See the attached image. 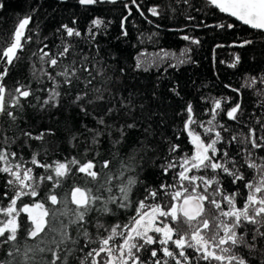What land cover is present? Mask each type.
I'll list each match as a JSON object with an SVG mask.
<instances>
[{
	"label": "trees",
	"instance_id": "16d2710c",
	"mask_svg": "<svg viewBox=\"0 0 264 264\" xmlns=\"http://www.w3.org/2000/svg\"><path fill=\"white\" fill-rule=\"evenodd\" d=\"M0 3L4 4L0 9V50L8 46L19 20L30 16L28 28L32 29V39L19 53L20 59L14 61L11 66L6 62H0V72L5 68L8 70L4 83L9 90L17 87L18 83L31 84L35 96L40 98V102L34 97H29L27 100L21 98V103L24 105L22 112L10 108L9 110L19 117L14 124L7 116H0V138L5 134L8 137H17L14 143L0 144V147L16 152L17 161L21 156L24 160L30 161L32 154L39 152L37 159L50 164L76 157L82 163L85 160H94L97 171L104 161H111L109 168L104 169V172L111 170L114 174L120 169L122 161L134 167L135 171H128L124 176V180L129 176L138 178L131 196V207L125 210L111 205L116 214L101 217L105 225L128 223L135 215L137 201L144 199L146 187L159 189L162 183L177 184L178 177L175 174L182 169L177 166L165 174L162 165L171 160L181 162L185 154L194 155L188 130L185 129V122L189 118V113L186 111L189 104L192 106L191 117L195 121L194 125L198 127V124L207 125V122L213 119L212 99H221V109L216 111L213 125L222 124L228 131L218 126L214 128V131L221 132L225 142L218 143L217 148H227L229 154L235 156L241 163L239 153L244 147L253 151L258 157L264 156V149H252L250 144L242 145L238 142L241 138L240 134L247 135L249 128L256 129L257 136L264 134L261 131V125L264 124V95L256 94L259 89H264V84L244 87L249 78L259 79L264 76V33L250 29L226 16L205 0H187V2L135 0V3L132 0H116L115 3L104 0L103 3L90 6L80 5L78 0H0ZM152 8H156L159 15H152L150 11ZM95 18L104 20L107 27L104 30L93 29L97 33L93 38L87 33L91 21ZM73 20L76 21L75 25L72 24ZM222 23L225 25L231 23L235 27L231 29L215 27ZM63 24L76 27L82 36L67 38L73 48L67 58H60L57 68H51L46 62L42 64L38 56H34L33 53H39L43 48L45 52H50L55 57L63 47L61 42V37L65 36L61 29ZM57 29L61 30L58 32ZM125 32L127 35L124 34ZM28 34L26 30L25 35ZM184 36H188L189 40L183 39ZM192 40H199V44L193 43ZM244 40H252L253 44L239 47L238 45ZM45 44L47 48L44 47ZM217 45L222 46L217 47ZM181 49L186 50L183 63L166 61L146 68L139 65L140 54H156L165 50ZM73 52H75L74 57ZM237 54L240 56V62L235 68L229 67ZM73 58L77 61L76 67L79 69L77 75L80 80L73 78L74 83L71 88L61 86L56 89L61 93L58 106L53 107L51 103L43 106L42 102L51 94L49 90L53 88V83L47 76L40 75V69L43 67L47 72L55 75L61 65L68 64ZM81 63L91 70V76L80 67ZM101 69L105 70L103 75H97ZM56 79L62 80V77ZM87 79H92V83L86 87ZM94 88H99L101 92H93ZM37 89L43 90L36 91ZM85 91L89 92V98L103 95L104 99L86 104L87 112H82L80 106L73 103V100ZM5 99L8 100L7 95ZM84 103L85 101H80V104ZM237 103L240 104L242 112V115L237 114L239 123L229 119L226 114L227 110ZM109 108H112L113 112L106 115ZM101 116L104 117L105 124L111 127L105 129L97 124L96 118ZM257 120L260 123H257ZM129 124H134L135 127L128 128ZM121 126L124 127L126 135L119 144H114V141L120 139V133L116 129ZM88 128H97L104 133L99 137L98 144L91 142L94 133L89 132ZM22 131H29L33 135L44 132L45 136L43 141L30 140L22 135ZM109 132H111L110 136ZM233 134L237 135L238 140L228 145L226 142ZM203 135L206 141L215 138L214 132ZM73 136L76 139H73ZM172 145H178L179 148L170 153L169 149ZM26 166L32 167L37 177L50 174L45 169L30 163ZM240 170L245 173V180L252 178V170L247 169L246 166ZM194 174L209 179L216 176L211 169L199 172L194 170ZM10 178L7 173L0 172V207L6 206L14 195L15 190L7 184ZM218 178L223 192L226 194L239 192L236 203L240 206L247 193V189L244 188L245 181L233 184L232 177L222 175ZM86 182L88 187L93 186L90 178L73 169L68 177L61 178L58 187L54 181L45 180L40 183L39 195L23 196L17 201V207L43 203L45 208L50 209L47 217L48 227L55 224L59 228L60 222L67 224L70 216L58 214L53 221L51 209L76 208V205L70 202L65 205L64 195L74 186H85ZM112 183L118 185L121 181L114 179ZM184 184L191 191L187 181ZM216 188L217 185L212 184L207 187V192L204 188L201 190L211 198ZM175 190L177 189L170 188L165 191ZM114 191H116L115 187ZM165 191L159 193V202L170 208L176 201H173L170 195H166ZM50 193L56 194L61 203L52 205L47 199ZM215 199L225 204L227 210L226 202L222 201L220 195H216ZM156 202L148 201L150 204ZM205 203L209 207L206 213L214 216L217 210L211 204ZM91 219L95 221L96 213L91 214ZM18 222L21 224L18 232L21 246L25 243L36 245L40 237L33 240L26 232V228L31 226L27 213L20 212ZM77 227V225L68 227L72 237L78 240L76 244L67 245L76 249L73 255L68 256V264H80L78 257L82 258L92 247H98L97 244H88L85 247L86 241L78 237ZM88 230L95 235V227L89 226ZM47 232L48 228L45 229V233ZM45 233H41V237L45 240V243L40 244L41 247L49 246L47 241L56 235V233L45 235ZM8 247L9 245L0 247V260L9 259L6 256ZM64 247V245L60 246L61 253ZM81 248L83 252L80 251ZM152 248L157 252L160 251L158 244L146 246L144 250L147 257H151ZM240 251L241 254L246 255L250 264H264V245L259 241L254 251L250 253L247 249ZM158 257L163 255L158 254ZM51 259V253H39L31 264H44ZM198 259L193 257V264H196ZM56 264H61V261H57ZM149 264H153V261L149 260ZM169 264L174 262L169 260ZM199 264H208V262L199 260ZM211 264L216 262L212 261Z\"/></svg>",
	"mask_w": 264,
	"mask_h": 264
},
{
	"label": "snow or ice",
	"instance_id": "6c2138e0",
	"mask_svg": "<svg viewBox=\"0 0 264 264\" xmlns=\"http://www.w3.org/2000/svg\"><path fill=\"white\" fill-rule=\"evenodd\" d=\"M78 2L80 5L90 6L103 3L104 0H78ZM111 2L115 3L116 0H111ZM132 2L135 3V0H132ZM208 2L221 13L234 17L235 20L240 21L250 29L264 33V0H208ZM3 7L4 4L0 3V9ZM150 11L154 16L159 15L156 8H152ZM30 20V16L19 20L8 46L0 50V62H6L7 65L11 66L14 61L20 59L19 53L23 51L24 45L32 39V29L28 28ZM72 24L75 25L76 21L73 20ZM106 27L104 20L95 18L91 21V27H89L87 34L94 38L97 33L93 29L104 30ZM215 27L231 29L235 25L222 23L215 25ZM61 29L65 33V36L61 37L63 47L62 50L57 52L55 57L50 52H45L43 48L39 50V53H33L34 56H38L42 64L46 62L51 68H57V65L60 64V58H67L73 48L72 43L67 38H80L82 36L79 29L68 24L61 25ZM61 29H57V31L59 32ZM26 30L29 33L27 36L25 35ZM124 34L127 35L126 32ZM183 39L189 40V37L184 36ZM192 42L199 44V40H192ZM251 44H253L252 40H244L238 46L245 47ZM221 46L217 45V47ZM44 47L47 48V45L45 44ZM74 56L75 52H73ZM183 62V60H180V63ZM239 62L240 56L237 54L234 56V62L229 64V67L235 68ZM76 64L77 61L73 58L68 64L61 65L55 75L47 72L43 67L40 69V75L47 76L53 83V88L49 90L51 94L42 102L43 106H47L50 103L53 107L58 106L61 93L56 89L61 86L71 88L74 83L73 78L77 81L80 80L77 75L79 69ZM80 67L91 76L90 69L82 63ZM33 68H35V65H33ZM104 71V69L99 70L97 75H103ZM6 76H8L7 68L0 72V116H7L14 124L19 117L9 109L15 108L22 112L24 105L21 103V98L27 100L29 97H34L37 102H40V98L35 96L31 84L18 83L17 87L9 90L4 83ZM33 76H36L35 71ZM56 77H62V80H57ZM92 79H95V77H92ZM92 79L86 80V87L92 83ZM257 84H264V76L259 79L256 77L249 78L246 80L244 87H254ZM42 90L37 89L36 91ZM92 91L95 93L101 92L99 88H94ZM233 91L238 90L233 89ZM256 94L264 95V89H259ZM6 95L8 97L7 101L5 99ZM103 99V95L89 98V92L85 91L78 94L74 98L73 103L78 104L82 112H87L86 104H93ZM80 101H85V103L80 104ZM32 106L35 107V105ZM122 106L124 105L122 104ZM218 109H221V101L214 100L213 119L207 122L209 127L205 131L209 134L214 132L215 138H210L206 141L201 138V135L189 130L195 121L191 117V104L187 106L186 111L189 113V118L185 122V129L188 130L191 142L195 146V154L192 156L185 154L181 162L171 160L162 165L165 174L177 166L182 169L175 174L178 177L177 184L168 185L162 183L159 189L146 187L144 199L137 201L135 215L126 224L105 225L101 221V217L116 214L111 205L125 210L131 207V196L133 189L138 183V178L129 176L127 180H124V176L128 171H135L134 167L122 161L120 169L114 174L111 170L104 172V169L109 168L111 161H104L99 166L100 170L97 171V164L94 160H85L82 163L76 157H72L70 160L66 158L63 162L54 161L50 164L37 159L40 155L39 152H34L30 161L24 160L22 156L17 161L16 152L0 147V165H2L0 166V172L7 173L11 177L7 180V184L15 190L8 205L0 207V216L5 217V219H0V247L9 245L6 250V256L9 259L0 260V264H31V262L36 260L37 254L44 252H49L52 255V259L45 261L44 264H56L57 261H61V264H68V256L73 255L76 249L67 245L78 242L69 233V225L78 226V237L86 241L85 247L88 244L98 245V247H92L87 251L82 258L78 257L80 264H149V261L142 259L139 253L146 246L156 244L160 246L159 250L163 253V257L168 259L157 258L158 252L155 248H152L150 256L153 264H169V260L173 261L174 264H193V255L199 258L196 264H199V260L206 261L208 264H211L212 261H215L216 264H250L246 255L241 254L240 250L247 249L249 253L254 251L257 247V241L264 245V156L258 157L253 151L244 147L242 152L239 153L241 155V163L235 156L229 154L227 148H217L218 143L223 144L225 142L221 132L214 131V128L218 126L224 131H228L222 124L213 125L216 110ZM112 112L113 109L109 108L106 115H110ZM238 113L242 115L239 103L227 110L226 114L229 119L239 123ZM96 119L97 124L105 129L111 127L105 124L103 116ZM257 123H260V121L257 120ZM127 127L133 128L135 125L129 124ZM200 127H204V125L201 124ZM87 130L94 133L91 142L98 144L99 137L104 133L97 128H88ZM116 131L120 133V139L113 143L119 144L126 133L123 126L116 129ZM261 131L264 132V124L261 125ZM22 135L30 140L43 141L45 133L41 132L38 135H33L29 131H22ZM108 135L110 136L111 132ZM240 137L239 144H250L251 148L256 150L264 149V134L257 136L256 129L249 128L247 135L241 133ZM16 138L8 137L5 134L0 138V144L14 143ZM73 139H76V137L73 136ZM237 140V135L233 134L226 143L231 145ZM25 143L27 144V140H25ZM178 148V145H172L169 151L170 153L175 152ZM85 151L87 152V149ZM29 163L45 169L50 174L47 176H35L33 168L26 166ZM245 166L253 172V176L249 180H245V173L240 170ZM73 169L90 178L93 186L88 187L86 182L85 186H74L70 192L65 193L63 198L65 205L70 202L75 204L76 208L51 209L53 221L56 220L58 214L60 216H70L67 224L61 221L59 228L55 224L48 227L49 220L47 217H49L50 209L45 208L43 203H35L31 207L26 204L20 208L17 207V201H20L23 196L36 197L39 195L38 188L40 183L45 180L54 181V184L58 187L61 184V178L68 177ZM208 169L216 173V176L209 179L205 176L189 175L193 170L199 172ZM222 175L232 177L233 184L238 181H245L244 188L247 189V193L240 206L236 203V197L239 195L238 191L232 194H226L222 191V184L218 178ZM114 179L120 180L121 183L113 185ZM185 181L191 187V191H189V187L185 186ZM197 181L205 186V192H207L208 186L217 185V188L211 194V198L209 195L197 191L200 187ZM114 187L116 191H114ZM170 188H176L177 190L173 192L165 191ZM161 191H165L166 195H170L171 199L178 203H173L170 208L162 205L159 202V193ZM5 195L7 194L5 193ZM216 195H220L222 201L226 202L227 210H225V204L215 199ZM47 199L51 201L52 205L61 203V201H58L56 194L50 193ZM149 200L157 202L150 204L148 203ZM205 202L211 204L217 210L211 220L205 216ZM20 212L27 213L31 220V226L26 228L28 237L33 240L40 237L36 245L25 243L21 246L19 242L18 232L21 224L18 222V217ZM92 213H96L95 221L91 219ZM169 219L172 223L167 222ZM181 225H187L189 231H181ZM89 226L95 227V235L88 230ZM46 228H48L47 233H45ZM41 233H45V235L56 233L47 241L49 246H40V244L45 243ZM150 233H155L156 235H151ZM51 245H55V247H51ZM61 245L65 246L63 253L60 250ZM169 245H174V249L170 248ZM187 249H192L193 255H189L186 251ZM80 251L83 252V248ZM98 257L100 259H97Z\"/></svg>",
	"mask_w": 264,
	"mask_h": 264
},
{
	"label": "rangeland",
	"instance_id": "374dc122",
	"mask_svg": "<svg viewBox=\"0 0 264 264\" xmlns=\"http://www.w3.org/2000/svg\"><path fill=\"white\" fill-rule=\"evenodd\" d=\"M186 52L185 49H181L179 51H174V50H165V51H162V52H158L156 54H150V53H143V54H140L139 55V65L141 67H149L151 66L152 64L154 65H158V64H161V63H164L166 61H169V62H180V60H183L184 59V53ZM214 100H220L221 99H212V104L214 105ZM217 111V110H216ZM195 123H193L191 126H190V129L189 130H192L194 131L195 133L201 135V138L204 139V135H207L209 133H207L205 131L206 128H208V124H204V123H200L198 124L197 126L200 127L201 124L204 125V127H195L194 125ZM205 140V139H204ZM194 173L191 172L189 173V175H193ZM201 184V183H199ZM200 187L204 188L205 189V186L203 184L200 185ZM201 188V189H202ZM201 189H197L198 192L202 193L203 191ZM8 205V204H7ZM6 205V206H7ZM28 206H33V205H28ZM0 219H5V217L1 216Z\"/></svg>",
	"mask_w": 264,
	"mask_h": 264
},
{
	"label": "flooded vegetation",
	"instance_id": "af4514ba",
	"mask_svg": "<svg viewBox=\"0 0 264 264\" xmlns=\"http://www.w3.org/2000/svg\"><path fill=\"white\" fill-rule=\"evenodd\" d=\"M193 173H194V170H193ZM176 203H178V202H176ZM205 209L209 210V207H207L206 203H205ZM205 216L211 220V217H212L211 213H206V211H205ZM161 219H164V218H161ZM167 222L172 223L170 219ZM180 228H181V231H189L187 225H181ZM150 234L151 235H156L155 233H150ZM169 247L174 249V245H169ZM176 251H179V250H176ZM186 251L189 253V255H193V250L192 249H187ZM158 252H159L158 254H162L163 255L162 252H160V251H158ZM139 255L141 256L142 259H144L146 261L152 260L151 257H147L146 250H143L141 253H139ZM193 257H198V256L193 255ZM157 258L166 259L167 257H157Z\"/></svg>",
	"mask_w": 264,
	"mask_h": 264
},
{
	"label": "water",
	"instance_id": "95a60500",
	"mask_svg": "<svg viewBox=\"0 0 264 264\" xmlns=\"http://www.w3.org/2000/svg\"><path fill=\"white\" fill-rule=\"evenodd\" d=\"M205 1H207L208 2V0H205ZM226 16H228L226 13H224ZM229 17V16H228ZM230 18H232V19H235L234 17H230ZM237 21V20H236ZM239 23H241L240 21H238ZM242 24V23H241ZM246 26V25H245ZM248 27V26H247ZM190 139H191V137H190ZM191 144H192V142H191ZM192 146H193V150H194V154H195V146L192 144Z\"/></svg>",
	"mask_w": 264,
	"mask_h": 264
}]
</instances>
